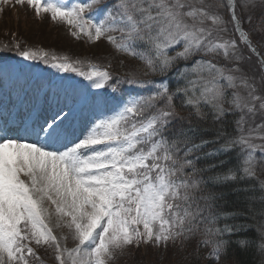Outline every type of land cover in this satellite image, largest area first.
<instances>
[{
    "label": "snow or ice",
    "instance_id": "obj_1",
    "mask_svg": "<svg viewBox=\"0 0 264 264\" xmlns=\"http://www.w3.org/2000/svg\"><path fill=\"white\" fill-rule=\"evenodd\" d=\"M17 5L139 64L114 75L0 46L19 58L0 60V264H34L39 248L117 264L142 246L171 250L168 264H243L250 250L264 264V0H0ZM21 61L87 82L99 115L80 136L71 107L41 121L48 93Z\"/></svg>",
    "mask_w": 264,
    "mask_h": 264
},
{
    "label": "rangeland",
    "instance_id": "obj_2",
    "mask_svg": "<svg viewBox=\"0 0 264 264\" xmlns=\"http://www.w3.org/2000/svg\"><path fill=\"white\" fill-rule=\"evenodd\" d=\"M25 6H20V8H17L18 6H0L2 8L0 10V46L5 43L11 46L15 40L22 47L41 49L45 52L55 53L58 56L66 55L72 60L77 58L82 60L88 59L101 65H107L111 62L112 67L110 70L114 75H121L129 66L135 67L139 64V61L116 54L112 46L105 39L95 44L89 43L86 37H81V39L77 40L69 34L65 25L55 23L47 17L37 18L34 12L27 5ZM9 36L12 38L8 39ZM22 37H25L27 40L25 39L24 41ZM8 53L13 55L14 51ZM4 55L5 52H0V60H3ZM11 60L13 59H8V61L3 60V62L14 64V61ZM121 60L124 61L123 67L120 64ZM21 64L30 69L26 75L32 79L33 83H35L36 79L42 80L48 93L46 97L41 95L37 105L41 121L45 120V114L50 119L55 112L54 109L58 111L60 108H63L67 112L68 107L72 108V114L68 117V124L66 125L70 140L80 136L88 122L94 118V115H99V112L92 105L90 97L88 98L85 94L86 90L83 88V85L87 82L82 78L74 74L59 73L61 79L58 83L62 86V83L67 81L66 89L64 90L61 89L62 87L58 83L54 85L53 77L49 76L52 72L51 70L55 69L49 68L42 63L22 62ZM32 71L39 72H37V76L32 77ZM55 73H57L56 70ZM144 78L160 79L159 77ZM122 87L126 91H130L128 85H123ZM108 94L111 95L110 89H108ZM115 104L116 101L110 100V107L115 106ZM257 123H259V119ZM73 134L75 137L72 136ZM255 143L259 144L260 141L256 140ZM260 179H264V175H261ZM53 230L54 234H60L59 229L54 228ZM68 246L73 247L74 245L69 241ZM33 247L35 246L33 245ZM159 251L145 246H142L139 250L132 249V255H128L117 261V264H135L140 262V259L145 258L147 254L152 255V257L155 255L158 258L160 256L158 254ZM37 252L42 254L41 256L45 254L48 260H44L42 263L34 261V264H55L51 250L46 251L44 248H39ZM171 255V250H169L168 254L164 257L166 259L165 263Z\"/></svg>",
    "mask_w": 264,
    "mask_h": 264
},
{
    "label": "trees",
    "instance_id": "obj_3",
    "mask_svg": "<svg viewBox=\"0 0 264 264\" xmlns=\"http://www.w3.org/2000/svg\"><path fill=\"white\" fill-rule=\"evenodd\" d=\"M7 32V31H6ZM8 34V33H7ZM11 39L12 37H8V39ZM22 39L25 41V37H22ZM27 40V39H26ZM43 46V45H42ZM44 47V46H43ZM46 48V47H45ZM8 57V58H15V56L12 57V55L10 53H5L4 58ZM3 58V60H4ZM19 59V58H18ZM229 119L231 120L232 118L229 117ZM232 129H230L231 131ZM209 136L211 135V133L208 134ZM236 203V198L235 197H230L228 199V204L229 206H233ZM239 222V221H237ZM146 253H148V251H146ZM145 254V253H144ZM206 254V253H205ZM154 257H152V255L147 254L145 256V258L140 259V262H142V264H168L169 259L171 258L168 257L167 262L165 263V258L161 259L160 256L158 258L155 257V255H153ZM241 260L243 261V264H259V260L258 258L254 255L253 251H248L247 253H241L240 256ZM140 262L135 263V264H140ZM202 264H207V261H202Z\"/></svg>",
    "mask_w": 264,
    "mask_h": 264
},
{
    "label": "bare ground",
    "instance_id": "obj_4",
    "mask_svg": "<svg viewBox=\"0 0 264 264\" xmlns=\"http://www.w3.org/2000/svg\"><path fill=\"white\" fill-rule=\"evenodd\" d=\"M52 72L50 73V77L52 76L53 77V81L55 82V83H58L59 82V78H60V74L57 72V73H55L54 74V72H55V70H51ZM37 72H39V71H32V73H33V76L32 77H34V76H37ZM50 72V71H49ZM67 81H64L63 83H62V88L61 89H66V85H67V83H66ZM95 89H92V91H94ZM45 108V107H44ZM54 111H57L56 109H54ZM43 116V115H42ZM46 117V118H45ZM44 119H49V116L48 115H44ZM73 137H75L74 135H72Z\"/></svg>",
    "mask_w": 264,
    "mask_h": 264
}]
</instances>
